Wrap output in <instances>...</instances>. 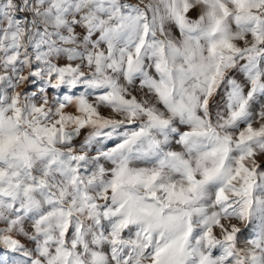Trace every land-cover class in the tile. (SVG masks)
<instances>
[{"label":"snow or ice","instance_id":"1","mask_svg":"<svg viewBox=\"0 0 264 264\" xmlns=\"http://www.w3.org/2000/svg\"><path fill=\"white\" fill-rule=\"evenodd\" d=\"M0 264H264V0H0Z\"/></svg>","mask_w":264,"mask_h":264}]
</instances>
